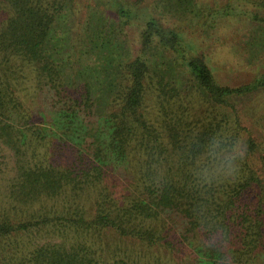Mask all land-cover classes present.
<instances>
[{
    "label": "trees",
    "instance_id": "trees-1",
    "mask_svg": "<svg viewBox=\"0 0 264 264\" xmlns=\"http://www.w3.org/2000/svg\"><path fill=\"white\" fill-rule=\"evenodd\" d=\"M190 2L174 6L187 12ZM78 3L0 0V147L15 159L0 212V264H182L186 237L175 225H190L193 201L204 197L230 231L236 264H264V144L249 128H264V73L223 85L155 18L129 56L120 30L94 18L98 6L72 37ZM250 38L264 52V38ZM223 129L246 142L242 179L201 196L179 153L188 137ZM125 160L167 164V182L138 185L105 163ZM36 236L48 243L38 246Z\"/></svg>",
    "mask_w": 264,
    "mask_h": 264
},
{
    "label": "rangeland",
    "instance_id": "rangeland-1",
    "mask_svg": "<svg viewBox=\"0 0 264 264\" xmlns=\"http://www.w3.org/2000/svg\"><path fill=\"white\" fill-rule=\"evenodd\" d=\"M78 1V11L70 20L74 30L72 37L79 34L78 28L88 18V9L98 6L99 13L94 18H105L103 24L109 22L120 30V43L129 56H137L141 48V33L147 21L155 18L182 35L183 46L188 53L204 56L215 77L223 85H245L264 73L263 49L255 47L250 38H264V24L254 18L257 16L264 19V0H190L191 7L187 12L179 10L180 6L175 8V4L181 5L176 3L178 0L173 1L174 5H170L168 0H146L139 5L137 0ZM121 5L127 12V19L121 20L119 17L118 9ZM104 10L109 15L102 14ZM260 97L244 102L250 107V103L255 105ZM261 98L258 102L264 103V97ZM249 128L254 131V138L264 144V128L255 124ZM14 168L13 153L0 147V212L5 209L6 193ZM35 243L40 246L48 243V240L36 236Z\"/></svg>",
    "mask_w": 264,
    "mask_h": 264
},
{
    "label": "clouds",
    "instance_id": "clouds-1",
    "mask_svg": "<svg viewBox=\"0 0 264 264\" xmlns=\"http://www.w3.org/2000/svg\"><path fill=\"white\" fill-rule=\"evenodd\" d=\"M246 157V142L229 129L220 130L204 139L194 134L185 140L179 153V160L186 166L190 177L191 189L201 193V196L210 189L227 192L230 186L241 182ZM105 163H112L117 174L121 170L134 174L138 185L157 186L168 179L167 164L154 163L149 168L142 161ZM175 227L178 234L186 237L188 254L182 264H193L192 253H195L199 264H207L209 257L214 258L215 264H236V250L230 231L206 197L193 201L190 225L176 223ZM172 264L178 262L172 261Z\"/></svg>",
    "mask_w": 264,
    "mask_h": 264
}]
</instances>
